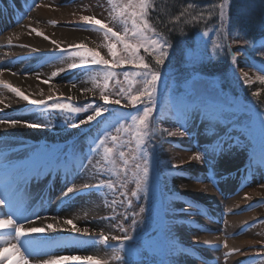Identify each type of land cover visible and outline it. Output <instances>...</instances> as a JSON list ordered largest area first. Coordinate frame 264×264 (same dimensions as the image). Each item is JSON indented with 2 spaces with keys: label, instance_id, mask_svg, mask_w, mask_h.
<instances>
[{
  "label": "rangeland",
  "instance_id": "rangeland-1",
  "mask_svg": "<svg viewBox=\"0 0 264 264\" xmlns=\"http://www.w3.org/2000/svg\"><path fill=\"white\" fill-rule=\"evenodd\" d=\"M15 1L18 4L23 2V0ZM46 1H34L32 6L27 7L22 19H18L12 27V35L9 36L11 40L4 45L2 53L4 63L0 69L6 68L8 64L9 66L16 63L31 65L27 74H38L52 86L76 83L75 93L54 94L52 95L54 100L58 99L63 103H72L79 107L87 103H98L104 105L108 112L98 118L99 124L93 121L79 127H71L73 122L86 118L89 113L74 114L51 110L52 101H48L49 108L31 105L25 101L24 106L13 109V118L39 121L47 125L40 128L46 133L54 132L56 138L34 141L13 138L0 142V170L4 169L6 174V177L0 181V187L5 186L6 182H11L18 172L25 173L35 168L40 174L44 168L49 167L51 170V167L63 164L61 167L64 173L54 185L61 186L65 183L63 189L75 185L79 195L76 192L69 193L68 198L62 203L54 202L51 205L55 211L54 215L58 220L68 219L79 210L82 216L77 226L81 229L87 228L90 232V235L64 233L52 237L53 241L59 242V246L53 244L45 247L44 251L48 255L44 256H51L52 252L60 250L64 252V256L81 258L93 256L95 259L106 261V264H118L113 259L115 255L113 250L106 249L101 242L93 244L91 237H97L103 232L109 235L108 243L115 246L117 241L111 240V235H122L119 225L123 224L129 229V234L134 236V240L126 242V247H132L137 253L131 258L133 264H264V110L257 108L252 101L242 95V87L249 84L245 82L242 71L248 73L252 83L258 81L256 79L258 75H264V72L257 70L264 64V57H261L257 51L264 43V39L250 40L238 33H232L228 28L227 18L226 39L223 35L218 37L215 30L209 31L208 36H204V32L198 35L196 48L191 54L202 63L210 62L211 65L228 63L224 67L225 77L218 79L197 74L195 71L188 72L187 77L166 90V96L157 100V110L153 114L156 123L154 121L150 129L154 133L152 141L155 147L154 161L157 160L158 165L150 166L149 177H152V180L149 179L147 198L141 194L140 199L137 200L131 197V191L135 189V183L131 181V173L126 188H120V182L116 181V191L105 188L96 192L84 189L82 186L96 185L101 179H107L109 176L107 172L101 174L99 169L110 166L103 165L102 156L90 152V149L95 148L99 143V139L103 138L104 128L114 125L108 128L112 134H116L115 128L121 124L127 128L131 123L130 115L135 114L137 108L142 110V105L138 104L134 108L124 100L119 105L111 102L105 104L100 100L99 88L95 87L92 77L97 73L102 74L103 66L87 65L88 71L80 67L68 69V64L74 59L75 46L81 44L111 59L105 47L103 31L97 30L99 26L86 25L81 17H94L115 31H123L124 26L116 17L115 10L125 0H58L61 7L59 12H53ZM10 3L11 0H0V11L3 13L1 17H14L16 20L17 15L8 9ZM51 29L79 31L86 36V40L65 44L50 38L48 33ZM37 31L41 35H37ZM2 33L1 28L0 34ZM29 38H42L48 40L50 44L47 48L21 47L19 39ZM233 40L240 42L233 43ZM245 40L248 43H244ZM213 41L223 47L214 52ZM233 54L235 61L232 58ZM75 59L79 63L78 58ZM132 66L126 64L114 69L118 75L115 80L109 82V92H116L121 86L127 87L123 72L133 71ZM54 72L57 75L53 76ZM99 82H102V75ZM225 84L227 88H223ZM85 88L94 90L82 91ZM179 90L186 93L180 97ZM5 92L9 90L0 84V94ZM48 97H29V99L47 101ZM115 98L117 97L113 95L110 100ZM183 110L187 111V115L183 114ZM205 114L210 115L211 119L206 118ZM169 131L183 132L184 135L168 136ZM119 135L123 141L131 139L127 132L122 131ZM0 138L3 140V137ZM219 139L229 141L239 139L238 151L234 152L232 148L223 154L213 152ZM128 147L133 148L134 143ZM204 149L208 150V154L204 160H201V168L186 163L178 154L179 151L189 153L192 160L198 151L203 152ZM89 158L91 164L88 163ZM81 162L85 167H78ZM116 166L123 165L117 161ZM70 177L73 178L69 179ZM46 180L47 177L42 178L43 183ZM24 182L23 179L18 181L19 185ZM223 182L236 187V193L224 189L220 192V185ZM55 187L48 191L35 187L36 191L34 189L30 191L35 196H43L38 208L51 201ZM208 187L218 189L217 192L222 196L220 207L223 211L222 214L216 212L218 218L212 217V212L215 210L211 208L213 203L211 198L214 197L208 195ZM124 191L128 193V198L132 199L131 207L121 195ZM244 191H249L257 198L250 205L241 208L239 214L252 212L257 214L247 221L241 219L236 227L239 231L233 235L235 232L228 231L231 228V223L228 221L231 211L229 212L228 209L232 198ZM113 201L115 204L112 203ZM141 206H144L146 211L133 232L130 228L132 213L139 212ZM112 216L116 219H107ZM202 216L207 221L213 219L212 222L216 224L215 242L206 244L201 240L202 233L201 230H196L195 219ZM137 219L141 220L139 217ZM68 234L72 235L68 236ZM239 236L243 238L231 243L237 246L230 247L231 244L227 239ZM225 242L227 248L224 247ZM216 245L219 247H215ZM233 249L239 251L232 252L226 257L225 253ZM68 264H88V262L80 259L69 261Z\"/></svg>",
  "mask_w": 264,
  "mask_h": 264
},
{
  "label": "snow or ice",
  "instance_id": "snow-or-ice-1",
  "mask_svg": "<svg viewBox=\"0 0 264 264\" xmlns=\"http://www.w3.org/2000/svg\"><path fill=\"white\" fill-rule=\"evenodd\" d=\"M154 0H125L121 5H118L115 10V15L119 19L120 23L124 26L123 31H115L112 27L103 23L99 19H95L90 16H82L81 20L85 22L86 25L99 26L98 31H103V36L106 41L105 47L107 48L108 54L111 59H107L102 56L98 51L93 48H88L81 44L76 47L73 53V62L68 64V69H76L78 67L82 68L84 71L89 69L87 65H97L103 66V71L97 73L92 77L95 87L99 88L100 100L104 101L105 104L111 102L113 104H121L124 100L128 104L132 105L134 108L136 105H142V110L137 108L135 114L130 115L131 123L127 128L123 124L115 128L116 134H112L108 128L114 127V125H108L103 130V138L99 139V143L95 148H91L90 152L96 155L102 156L103 165L110 167H101L99 172L103 174L104 172L109 173L107 179H101L98 184H84L82 187L84 189H90L96 192H100L107 188L109 190L116 191V181L120 182V188H126L129 182V173H131V181L135 183V189L131 191V197L137 200L140 199L141 194L147 198L149 191V174L150 165L155 157V147L149 151L148 146L154 140V133L150 129V125L153 122V114L157 110V89L158 82L161 79L160 66L164 64L166 58L169 55L168 49L171 44L165 37L156 30L154 26L149 21V13L154 10ZM194 4L189 3L187 9H193ZM206 8L212 9L208 12V16L214 14L215 10L218 9L219 16V27L215 28V32L218 37L224 36L226 39V18L228 16L229 0H220L219 4H211L206 6ZM182 16H185V11L180 12L179 15L175 17L176 21H179ZM205 19L204 13L200 12L198 15L191 16V20L188 22ZM209 31L205 30L203 35L208 36ZM37 35H41L37 31ZM47 39V37H45ZM238 40H233V43H239ZM248 43V41H243ZM53 43H56L53 41ZM223 46L216 41H213L214 52L221 49ZM141 50L147 53L152 60H154V65L147 62L145 57L141 55ZM231 51V49H229ZM258 54L264 57V43L260 45L257 49ZM78 58L79 63L76 62ZM233 61H235V54L232 55ZM133 65L135 70L123 72L124 82L127 87L121 86L116 92H109V82L116 79L118 73L114 70L115 68H120L123 65ZM256 67V65H252ZM259 72H264V64L260 65L257 69ZM64 71V69H61ZM15 75V73H13ZM53 76L57 73H52ZM102 75V82L101 80ZM245 82L251 84L252 81L248 78V73L243 74ZM256 79L261 85H264V75H258ZM47 82V81H45ZM119 83V81H117ZM3 86L7 88L10 92L14 93L21 100L28 101L31 105L43 106L44 108H49L48 101H52L50 105L51 110H61L69 113H89L86 118L80 119L78 122H73L71 127H79L80 125L88 124L89 122L95 121L97 124L100 123L98 118L103 116V113L108 112V109L98 103H87L83 107L74 106L72 103H63L58 99H53L49 96L46 100L43 99H29L19 88L13 87L10 83L3 82ZM72 87H76L73 83ZM94 89H83L84 92L93 91ZM116 96L117 98L111 99V96ZM254 97L259 96V91L253 92ZM71 100V97H69ZM3 103V101H0ZM183 114L187 115V111L183 110ZM206 118L211 119V116L205 114ZM24 125L29 128H37L42 126H47L39 121L32 122L27 120H20L12 117H5L0 115V125ZM122 131L130 134L131 139L128 141H123L119 135ZM184 135L183 132L174 133L169 131L168 136L174 135ZM227 134V133H225ZM159 141H157L158 143ZM133 148H129L128 145L133 144ZM233 147H239L238 142H232L229 140L219 139L216 143L214 152L217 154H223L226 151H230ZM127 149V150H126ZM208 150L204 149L203 152H197L192 159L201 161L206 158ZM117 161L122 163V167H117ZM91 159H88V163L91 164ZM100 163V161H98ZM79 168L85 167L83 162L78 165ZM176 166H173L175 168ZM23 178L27 180V175L25 173H16L15 177L11 182H6L4 187V192L0 193V230L11 229V233L8 236L0 235V253L7 250L5 245L11 248L9 256L16 255L18 259L15 264H30V256H36L38 259L31 262V264H68L69 261H77L83 259L88 262V264H106V261H101L95 259L93 256H59L51 255L47 259H42L44 255H48L44 251V248L51 245L59 246V242L53 241L50 236H45L40 238L39 243L36 247H25V245L36 242V237L31 234H39L47 232H55L58 230L55 227L56 218H54V223H48L42 227H25V223L31 224L33 219H42L35 213L32 216L25 215L21 210V194L18 181ZM115 178V180L113 179ZM76 192L79 195V190L75 185L68 187L67 191L63 194V198H68L69 193ZM121 195L125 197V201L129 207L132 205V199L128 198V193L126 191L122 192ZM115 204V201L112 202ZM111 206V205H109ZM7 208V212L3 209ZM146 209L144 206L139 208V212L132 213V222L130 225L131 230L134 232L137 228L139 222L142 221L143 213ZM141 218L138 220L137 218ZM109 220L116 219L115 216L108 217ZM127 219V216H125ZM63 225H70L69 231L76 234L90 235L89 229H81L74 223L72 219H64ZM119 231L122 235H111V240L117 241V245L113 246L108 243L109 235H105L103 232L97 237H91L92 243L96 244L101 242L104 247L111 248L115 255V259L118 264H133L132 257L137 253L132 247H126V242L134 240V236L129 234V229L125 228L123 224L119 225ZM27 238V239H26ZM206 244L208 242H205ZM215 247H219L216 245ZM224 247L227 248V242L224 243ZM239 249H233L225 253V256H229L232 252H238ZM127 257V259H126ZM0 259H7L0 255Z\"/></svg>",
  "mask_w": 264,
  "mask_h": 264
},
{
  "label": "bare ground",
  "instance_id": "bare-ground-1",
  "mask_svg": "<svg viewBox=\"0 0 264 264\" xmlns=\"http://www.w3.org/2000/svg\"><path fill=\"white\" fill-rule=\"evenodd\" d=\"M34 1L36 0H23L22 3L18 4L17 1L11 0L10 8L8 9L10 11H13L17 15L16 20H14V17H11V18H3V16L1 17L3 13L0 11V29L2 28V32H3L2 34H0L1 35L0 36V66L3 65L4 63V56L2 53L4 52L3 49H4L5 42L11 40L9 36L12 35V31H11L12 27L17 23L18 19L19 20L22 19L24 14L27 12V7L32 6ZM46 2L48 3V7L53 12L55 11L59 12L61 10V7L59 6L60 1L47 0ZM48 34L50 38L56 41H59V42L62 41L65 44H74L76 42H83L86 40V36L83 33H80L79 31H68L66 29H61V30L51 29ZM19 40H20L19 42L20 45H22L21 47H24V48L27 46L47 48L50 44L48 40H44L42 38H33V39L29 38V39H19ZM23 51H27V50H23ZM30 67L31 65H28V64L21 65L19 63L18 64L16 63L15 65H12V66H9L8 64L6 68L0 69V84H3V82L10 83L13 87L19 88L26 96L33 97V98H46L48 96H52L54 94H59V93L60 94L72 93L73 94L75 93V91H77V87H72V84L71 85L64 84L63 86L61 85V86L56 87V86H52L50 82L47 81L46 79L40 78L38 74H35V75L27 74ZM242 72L243 74L245 73L244 71ZM13 73H15V75H13ZM74 84L76 85V83ZM0 101H3V103H0V115H5L6 117H12V118L14 115L13 109L19 106H24V104H26L25 100H21L19 97H17L14 93L10 91L7 93L6 92L1 93ZM53 133L54 132L46 133L40 127L23 128L22 125H18V126H12L10 124L0 125V137H3L2 138L3 140H1L0 138V142L6 141V140H13V138L14 139H17V138L30 139L32 141L36 139L41 140L43 138L50 140L51 138H56V134L53 135ZM239 139L241 140V138ZM239 139H236V141H232V142L234 143L237 141L239 142ZM233 151L237 152L238 147H233ZM178 154H180V156L186 163L190 165H194L195 168H201V161H197L194 159L191 160L190 159L191 154L183 152V151H179ZM59 170H61V168ZM4 172H5L4 169L0 170V180H3L6 177L5 176L6 174ZM25 174L27 175V178H28L27 185L25 186V188H22L21 186H19L20 192H22L21 193V210L24 212L25 215H28L31 217L32 214L35 213L42 219H33V222L31 224L25 223L24 226L26 228L33 227V226L42 227L48 223H54V218H56L55 227L57 229H63V230H58L55 232L46 231L45 233L31 234L32 236L36 237V242L27 244L25 245V247H28V248L35 247L36 244L39 243L40 238L45 237V236H50L52 238L60 234L72 233L71 231L68 230L70 229L71 226L63 225L64 219L58 220L57 217L54 215L55 211L51 207V205L54 204V202L56 204H60L66 199V198H63V194L67 191V188L63 189L66 184L63 183L61 186H56L55 192L53 193V197H51V201L48 204L42 205L41 208H38L43 199L40 198L39 196H35L30 191L33 189L34 191H36L35 190L36 186H37L36 189H41L44 187V183L42 181L44 173L41 172L39 174L36 172L35 168H32L31 170L26 171ZM58 176H60V172H58V174L56 175V178ZM72 178L73 177H70L69 179H72ZM228 184L229 183L227 182H223V184L220 185L221 186L220 192L222 191V189H224L228 192L231 191L233 193H236L237 188L233 187L232 185H228ZM4 187L5 186L0 187V193L4 192ZM60 190L62 191L58 193ZM217 190L218 189L215 190V188L208 187V195L214 197V198H211V200L213 201L211 208L215 210L212 212V217L218 218V215H216L217 214L216 212H218V214H222L223 209L220 207L221 205L220 200L222 196L220 195V192H217ZM89 197L90 196L88 195V198ZM256 198L257 196L252 195L249 191H244L241 194L232 198L230 208L228 209L229 212L230 211L232 212V213L231 212L229 213L231 215L228 217V221L229 223H231L230 224L231 228L228 231L235 232L233 233V235H236L238 233L239 228H236V227H237V224L241 222V219H245V221H247L256 216L257 212H255L256 214H254V212L244 214V215L239 214V210L241 208H244L245 206L250 205L252 201L254 202V200H256ZM6 209L7 208H4L3 211L7 212ZM81 216H82V213L81 211L78 210L77 212L72 214L71 217H69L68 219H72L74 223H76L77 225L79 220L81 219ZM212 221L213 219L211 218H210V221H207L206 218L203 216L199 217L198 219H195V223L197 224L196 230H199V231L201 230V233H202L201 240L204 242L212 243V242H215V240H217V238L214 236L215 234L214 231L216 230V228L214 227H216V224H214V222ZM9 230L11 229L0 230V235L8 236L10 233L8 234L7 231ZM202 231H206V232H202ZM70 235L72 234H68V236ZM242 238H243L242 236H239L237 238H229L227 239V242L229 244L235 243V241H238L239 239H242ZM235 246L237 245L231 244L230 247H235ZM4 247H6L7 250L4 251L3 253H0V255H2L3 257H7V259H0V264H15L16 260L18 259V256L16 255L9 256L8 255L9 252L12 251L11 248L6 245ZM52 255L64 256V252L60 250L54 251L52 252ZM49 256H42L39 258L47 259L49 258ZM29 259H30V264H31V262L38 259V257L30 256Z\"/></svg>",
  "mask_w": 264,
  "mask_h": 264
},
{
  "label": "trees",
  "instance_id": "trees-1",
  "mask_svg": "<svg viewBox=\"0 0 264 264\" xmlns=\"http://www.w3.org/2000/svg\"><path fill=\"white\" fill-rule=\"evenodd\" d=\"M189 3L194 4L195 7L187 9ZM219 3L220 0H154L155 7L149 13V21L171 44L168 49L169 55L159 69L161 79L158 82L157 100L166 96V90L187 77L188 72L195 71L197 74L218 79L225 77L224 67L228 63L223 65L202 63L191 54L196 48L199 34L205 30L214 31L219 27V10L216 9L213 15L208 16V12L212 9L206 8L208 5ZM182 11H185V16L176 21L175 17ZM200 12L204 13L205 19L188 22L191 16ZM227 20L228 28L232 33H238L250 40L264 39V0H229ZM140 54L147 62L154 65V60L147 53L141 50ZM132 67L135 70L134 66ZM226 86L227 84L223 85V88H227ZM257 91L260 95L254 97L252 93ZM185 93L183 90L178 91L180 97ZM242 95L252 101L257 108L264 110V85L259 81L243 86ZM154 121L156 123V120ZM152 146L151 142L147 150L151 151ZM157 163L158 161L153 159L151 165Z\"/></svg>",
  "mask_w": 264,
  "mask_h": 264
}]
</instances>
